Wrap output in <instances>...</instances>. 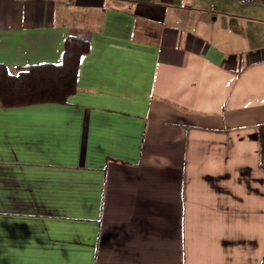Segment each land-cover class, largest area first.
Returning a JSON list of instances; mask_svg holds the SVG:
<instances>
[{
    "label": "crops",
    "instance_id": "crops-1",
    "mask_svg": "<svg viewBox=\"0 0 264 264\" xmlns=\"http://www.w3.org/2000/svg\"><path fill=\"white\" fill-rule=\"evenodd\" d=\"M66 102L0 103V264H264V8L0 0V64Z\"/></svg>",
    "mask_w": 264,
    "mask_h": 264
},
{
    "label": "trees",
    "instance_id": "trees-1",
    "mask_svg": "<svg viewBox=\"0 0 264 264\" xmlns=\"http://www.w3.org/2000/svg\"><path fill=\"white\" fill-rule=\"evenodd\" d=\"M89 49L85 38L69 35L63 45L60 63L28 65L10 74L0 64V103L15 106L38 102H66L76 89L79 60ZM260 163L264 168V138L260 143Z\"/></svg>",
    "mask_w": 264,
    "mask_h": 264
},
{
    "label": "built area",
    "instance_id": "built-area-1",
    "mask_svg": "<svg viewBox=\"0 0 264 264\" xmlns=\"http://www.w3.org/2000/svg\"><path fill=\"white\" fill-rule=\"evenodd\" d=\"M235 1L243 5H260L264 8V0H235Z\"/></svg>",
    "mask_w": 264,
    "mask_h": 264
}]
</instances>
